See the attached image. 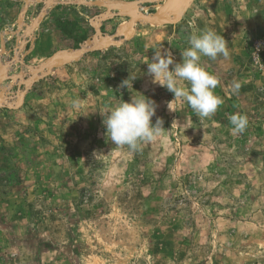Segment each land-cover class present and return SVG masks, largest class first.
<instances>
[{"label":"rangeland","instance_id":"obj_1","mask_svg":"<svg viewBox=\"0 0 264 264\" xmlns=\"http://www.w3.org/2000/svg\"><path fill=\"white\" fill-rule=\"evenodd\" d=\"M204 29L230 58L201 119L146 63ZM135 92L165 131L133 152L100 112ZM0 96V264H264V0H0Z\"/></svg>","mask_w":264,"mask_h":264},{"label":"clouds","instance_id":"obj_2","mask_svg":"<svg viewBox=\"0 0 264 264\" xmlns=\"http://www.w3.org/2000/svg\"><path fill=\"white\" fill-rule=\"evenodd\" d=\"M189 47L181 51V61H174L170 50L158 49L151 61L147 62V74L152 77V82L166 88L180 99L201 119L214 115L223 100L215 95L218 79L206 71L201 64L202 57L216 60L218 57L230 58L227 42L223 35L213 29H204L193 33L188 38ZM171 66V68H170ZM136 76H129L123 80L120 87H133ZM184 82V83H181ZM233 92H238L241 85L233 84ZM131 96L129 102L121 101L116 105H105L100 114L103 116L102 125L105 136L116 147L127 146L130 151H138L143 143L155 141L164 131L163 121L157 118L155 101L142 93ZM86 99H73L71 108L81 109ZM79 117V116H78ZM231 132L242 134L248 126L246 115L237 113L229 115Z\"/></svg>","mask_w":264,"mask_h":264},{"label":"water","instance_id":"obj_3","mask_svg":"<svg viewBox=\"0 0 264 264\" xmlns=\"http://www.w3.org/2000/svg\"><path fill=\"white\" fill-rule=\"evenodd\" d=\"M188 1H189V0H187V2H188ZM183 6H184V5H183ZM183 6H181V8H182ZM175 9H176V8H175ZM178 9H180V8H178ZM165 17H166L165 15H162V16H155V17H152L150 20H152V21H157V20L164 19ZM110 41H111V40H110ZM103 45H105V42H99V43L97 44V46L94 47V48L82 49V50H80V51L77 53V55H72V54H71V56H70L68 59H66L65 62H67V61H72V60H74V59H77V58H79V57H82V56L85 55L86 53L91 52V51H94V50H96V49H99V48L102 47Z\"/></svg>","mask_w":264,"mask_h":264},{"label":"bare ground","instance_id":"obj_4","mask_svg":"<svg viewBox=\"0 0 264 264\" xmlns=\"http://www.w3.org/2000/svg\"><path fill=\"white\" fill-rule=\"evenodd\" d=\"M181 9L183 10L184 9V7L183 8H180V9H177V11L179 12V10L181 11ZM176 11V10H175ZM175 11L173 12L172 11V13H173V15H170L168 18H174L175 19V17L177 16V14H178V12L177 13H175ZM170 14H171V12H170ZM78 53V52H77ZM77 53H73L72 55H77ZM71 56V55H70ZM60 58H59V61H61L60 63H62V62H65V60L67 59H65V57H66V54H65V56L64 55H61V56H59ZM57 58V57H56ZM64 58V59H63ZM58 59V58H57ZM61 59V60H60ZM0 101H1V96H0Z\"/></svg>","mask_w":264,"mask_h":264}]
</instances>
